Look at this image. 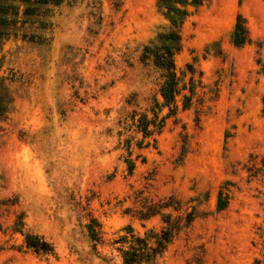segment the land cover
I'll return each mask as SVG.
<instances>
[{"label":"rangeland","instance_id":"rangeland-1","mask_svg":"<svg viewBox=\"0 0 264 264\" xmlns=\"http://www.w3.org/2000/svg\"><path fill=\"white\" fill-rule=\"evenodd\" d=\"M158 1L117 9L112 0H62L41 17L25 14H39L34 1L0 0L8 9L0 13V264H123L119 250L129 245L118 240L130 230L160 235L163 216L144 221L139 212L170 198L180 211L164 214L182 228L158 264H264V0L190 7L176 64L181 78L196 69L192 106L187 90L177 116L163 107V132L140 150L143 135L128 117H152L155 101L164 103L161 71L141 58L173 30ZM240 17L243 47L234 41ZM90 217L102 224L101 244L89 237ZM28 234L54 252L28 248Z\"/></svg>","mask_w":264,"mask_h":264},{"label":"trees","instance_id":"trees-1","mask_svg":"<svg viewBox=\"0 0 264 264\" xmlns=\"http://www.w3.org/2000/svg\"><path fill=\"white\" fill-rule=\"evenodd\" d=\"M34 1L35 5L41 6L39 14L35 9L30 8L25 13L26 15H38L47 16L48 13H42L45 6H59L62 0H27ZM117 9H121L123 0H112ZM209 0H159L158 7L164 12L167 19L171 22L173 30L169 33H164L159 36V41L152 47L146 46L142 55V62L146 65L153 63L155 68L161 71V78L163 84L160 89V95L164 100L161 105L158 100L155 101V107L152 108V117L148 113H139L134 111L130 115L127 121L131 122L130 128L134 129L137 134H142V141L137 143V147L142 150L150 146V142L147 140L156 141V136H159L166 125L167 117H161V111L163 107L170 108V116H177L178 114V97L184 92L189 90L190 95H184L185 108L192 106L193 98L196 93L197 81H196V69L193 65H188V72H186L181 78L178 75V69L176 64V56L182 50V28L186 19L190 16V7H193L198 11ZM6 8L0 4V13H7ZM49 12V9L47 10ZM14 15H19L16 12ZM6 22V21H5ZM2 35V33L0 34ZM235 45L237 47H243L249 42V31L246 21L243 18L238 19L234 35ZM190 76L189 85L185 82V78ZM202 74L200 73V79ZM5 112L3 102H0V118L3 117ZM133 139L127 140L126 151L128 157L126 163L130 174H133L136 168V162L132 159L134 155ZM140 156H138L139 158ZM229 200L223 197L221 193V199L219 203V210L223 211L228 207ZM173 209L174 211H180V207L174 198L160 201L150 206H146L144 210L139 212L140 220H150L156 216H163L164 222L167 224V228L163 229L160 235H151L150 238L154 240V245L151 244L150 238H141L134 234L132 230L129 231L130 236L122 237L118 240V243L123 245H129V248L124 246L119 250L122 253L123 264H158V256L165 252L168 246L175 238L176 232L182 228V219L172 220L171 214H164L165 211ZM194 219L192 213L187 215L186 228L189 227ZM89 237L93 243L101 244L103 241V227L98 219L90 217L87 224ZM26 243L28 248L33 249L38 254L41 253H53L54 247L47 243L43 238L32 236L30 234L26 237Z\"/></svg>","mask_w":264,"mask_h":264}]
</instances>
